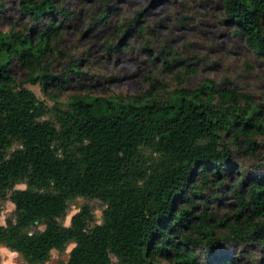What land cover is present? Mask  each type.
Masks as SVG:
<instances>
[{
    "label": "trees",
    "instance_id": "obj_1",
    "mask_svg": "<svg viewBox=\"0 0 264 264\" xmlns=\"http://www.w3.org/2000/svg\"><path fill=\"white\" fill-rule=\"evenodd\" d=\"M222 4L234 34L264 59V0ZM19 10L23 27L0 31V217L2 203L15 206L0 222V245L30 264L70 244L58 264H242L226 255L231 245L264 248V172L239 162L255 157L264 137L263 103L210 79L187 89L181 77L174 90L62 102L48 91L61 77L45 62L59 52L57 16L69 13L54 0H20ZM14 62L43 84L51 108L27 80L16 81ZM228 194L236 205L230 216L207 210L206 202ZM75 198L100 201L102 222L85 204L63 225Z\"/></svg>",
    "mask_w": 264,
    "mask_h": 264
},
{
    "label": "rangeland",
    "instance_id": "obj_2",
    "mask_svg": "<svg viewBox=\"0 0 264 264\" xmlns=\"http://www.w3.org/2000/svg\"><path fill=\"white\" fill-rule=\"evenodd\" d=\"M0 31L21 29L25 22L19 10L20 0H1ZM68 11L55 42L59 52L48 56L46 71L58 75L50 92L66 102L72 95H142L178 88L179 78L187 89L205 79L220 86L235 87L264 104V59L257 57L245 40L234 34L232 23L225 21L222 0H54ZM102 15V17H101ZM46 22L48 18L44 19ZM264 24V18H262ZM140 27L137 32L133 26ZM30 26L32 23L29 24ZM40 24L38 26H42ZM37 27V26H33ZM136 27V26H135ZM112 46L118 47L116 51ZM77 65L79 74L69 72ZM17 82L26 81L48 108L54 105L41 82H30V73L17 62L11 66ZM64 76V77H63ZM46 115L44 118L49 119ZM257 154L242 158L240 163L260 167L264 172V137L259 140ZM240 173L232 178L236 180ZM24 189V184L17 186ZM94 213V223L102 222L104 205L98 200L75 198L68 204L62 224L83 205ZM207 210L221 218L236 208L228 194L223 199L206 202ZM15 206L2 203L1 224L13 217ZM202 210L196 206L195 213ZM44 226H39L42 230ZM74 244L65 250H52L44 264H58L69 259ZM226 252L242 264L260 261L264 248L256 245ZM0 264H30L19 253L0 245Z\"/></svg>",
    "mask_w": 264,
    "mask_h": 264
}]
</instances>
